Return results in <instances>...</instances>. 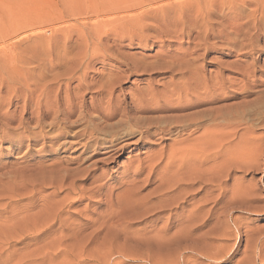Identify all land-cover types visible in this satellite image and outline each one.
<instances>
[{
  "label": "rangeland",
  "instance_id": "374dc122",
  "mask_svg": "<svg viewBox=\"0 0 264 264\" xmlns=\"http://www.w3.org/2000/svg\"><path fill=\"white\" fill-rule=\"evenodd\" d=\"M136 15H139L140 19L152 29L132 28ZM163 16L165 17L164 20H162ZM177 17H179V20ZM35 30H40L41 32L34 33ZM255 33L261 35L263 40L252 39ZM263 34L264 5L257 6L254 0H185L184 3H179L176 0H0V69L10 59L18 62L14 70H20L26 75L52 72L51 74H59L64 77L63 79H67L74 69L72 61L85 52L87 46L101 39L102 43L96 50L98 60L94 67L92 66L88 71L90 76H93V80L98 81L103 78L114 79L116 78L115 72L126 70L118 62L120 58L134 57V59H141L140 57L142 56L149 60L146 61L143 58L144 64H149L152 57L160 54V51L172 41L171 38L173 37L178 38V41L168 49L171 53L176 52L180 46L183 49L188 48L189 52L195 51L197 55L203 54L205 49L207 55L191 62L190 69L195 71L197 68L199 77L209 78V86L211 85L213 92L219 88L215 91L210 107L223 108L219 115L226 119V123L224 120L216 118L213 124L218 125L223 122L225 124L224 129L228 132L227 137L224 138L225 145L222 149L227 169L225 174L227 179L225 180L228 181L225 188L228 193L226 200L214 209L217 211L222 204L226 206L227 201L230 200L231 192L229 190L231 191L236 187L243 188L245 191L254 194L257 201L251 205L253 207H261L264 205ZM247 35L249 36L247 37ZM140 39L147 40V46L144 45L145 42L142 45L139 44ZM249 42H252L250 44L255 47L246 57H242L239 52L231 49L242 47ZM247 67L254 71L253 77H249V79L241 74L242 70H248ZM137 75L133 74L127 81H119L114 87L115 95H120V90H122L121 92L123 93H121L120 99L124 98V94L125 98L127 97L129 100V96L136 92L137 88H145L147 76ZM163 77L167 78V76ZM161 78L157 77L156 81H154L156 86L161 85L159 90L167 81V79ZM254 81L257 82L254 83ZM222 82L224 83L222 84ZM74 85L75 82H72L71 86ZM90 96V92L88 95L85 94L87 102H89ZM238 104L240 105L238 106ZM203 108L206 107H199L194 110L198 111ZM223 112L225 113L223 114ZM216 125L213 126L215 132L220 128V126L218 128L215 127ZM225 130L222 131L226 133ZM18 134L20 135V133ZM10 137L13 138L12 136ZM171 140L169 139L162 143L156 141L152 143L153 145L146 143L144 147L132 145L129 148L132 151H125L117 159L118 165L136 160L141 156L143 157L144 152L159 149L164 144L168 145ZM72 141L70 137L65 139V141H60V144L65 142L66 146L59 149L57 147L59 143L51 144L39 139H24L22 143H19L21 144L20 147L17 148L15 141L8 143L0 139V175L5 173L9 177L11 174L12 176L9 178H14L7 180L5 183L9 188H19V193L22 194L10 201H8L6 196H0V244L3 245V247L0 245V254L2 255L0 264H188L191 261L189 264H238V262L243 264L242 261L251 262L248 264H262L261 262L264 264V261L261 260L264 257V253L261 254L263 257L260 260L250 258L252 254L249 252L250 249L248 247V251H246L248 255L244 256L245 254H243L247 250L244 247L246 248L245 245L248 240L246 239L245 231L249 229L260 232L261 230L264 233V210L258 214L244 210H230L228 212L229 216L225 213L226 217L223 221L227 225L225 226L228 229L230 228L229 232H226L231 233L232 236L224 238V240L218 239L223 242L212 243V245L218 243L214 247L210 245L208 240L204 239L198 244L195 241V237L192 243L182 240L179 244L172 242L171 246L156 249L149 240L145 241L146 243L142 241L138 243L137 240H132L131 236L139 235L141 237V235L146 233L141 231L145 223L139 222V220L135 221L124 216L119 223L120 227H115L114 225L111 227V225L107 224L109 226L107 228L106 225H103L102 223L107 215L104 212L107 211V207L102 206L96 210L94 202L99 197H95L90 199V203L84 200L71 206L69 210L65 209L60 217L65 225L63 231L58 230L59 225L56 224L44 235L36 236L34 240H25L24 244L20 243L28 235L26 230L30 226L27 223L20 222L21 216L12 221L10 216L2 215L3 212L1 211L4 210L5 206L8 205L9 207L8 202L23 200L22 203H26L27 201L24 199H27L29 194L36 191L39 193L40 182H42L45 184V191L35 198V206L30 209L31 211L28 212V215L33 216V220L36 223L39 221L43 222V218L47 217V212L49 211L45 209L46 207L41 208V203L46 202L47 204L54 206L57 204L58 206L60 204L58 201L63 195L55 198H43L47 195L49 196L53 191V186L46 182L49 180L50 173L35 169L38 165H41V168H45V165L46 167L49 166L52 159H59L63 162L68 161L69 167L72 169L76 168L77 164L83 167L88 165V163L83 165H81L82 162L77 163L76 159L83 149L80 146L73 145ZM217 150H219V146L214 143L213 151L216 153ZM101 151L98 150L97 152L100 153ZM91 152L93 151L89 150L86 153L91 154ZM104 157V155L95 154L91 161ZM26 167L29 173L25 171ZM99 167L101 169L96 172V175L101 173L102 170L104 175L103 182L105 183V188L102 192L115 188V180L121 176L122 167L119 166L120 168L118 169L111 164L99 165ZM33 171L35 172L33 173ZM14 174L17 175L14 176ZM29 175L41 177L38 179L40 184L35 181L34 176L35 182L33 185L30 184L26 180ZM141 178H143V175ZM149 190H143L141 195H145ZM30 191L33 192L30 193ZM97 214L100 215V219L95 222L94 226L89 225L82 231L79 229L80 221L76 220V218L82 220V222H89L97 219ZM160 215L162 220L158 221L159 223L157 222L154 226L159 229L164 227V222L167 220V213ZM223 216H221L222 219H224ZM37 217H39V221ZM235 219H237L236 221L240 226H243L240 231L233 226L232 221H235ZM163 220L164 222H162ZM70 221L72 222L70 223ZM35 222L33 221L32 223ZM24 224L27 225L24 226ZM212 225L213 223L204 227L200 233L208 231L209 229L207 228ZM15 227L18 228L16 229ZM113 227L115 228L113 229ZM72 228H74L73 231H71ZM112 229L113 233L111 235H114V237L110 238L112 237L109 236ZM97 230L98 232H96ZM99 230L101 231L99 232ZM150 230L151 228L147 229V231ZM121 231L122 233L125 231L127 234L123 233L121 235ZM173 231L175 230L172 229L170 232L173 233ZM170 232L169 234H171ZM238 233L242 235L241 242L238 241ZM36 234L34 233V235ZM106 234L109 237H105L104 235ZM132 234L135 235L133 236ZM123 235L125 238H123ZM103 239L106 240V245ZM119 240H122V242ZM100 241L103 242L102 245H99ZM228 243L231 246H227ZM192 244H197L198 247H201L199 249L205 255H200L198 249L195 248H193L195 249L193 250L194 252L183 248V246L190 247ZM219 244L222 246L220 251L217 248L220 246ZM178 246L180 248H177ZM225 249L227 250V255L225 254ZM236 249L238 250L237 253L229 258ZM208 253H210V256ZM184 254H187L186 258L183 257ZM214 254H218V256L216 257ZM185 259L189 260L185 262ZM241 259L242 261H240ZM176 260L178 261L177 263H175ZM169 261L173 262L170 263Z\"/></svg>",
  "mask_w": 264,
  "mask_h": 264
},
{
  "label": "bare ground",
  "instance_id": "6f19581e",
  "mask_svg": "<svg viewBox=\"0 0 264 264\" xmlns=\"http://www.w3.org/2000/svg\"><path fill=\"white\" fill-rule=\"evenodd\" d=\"M176 1L179 3L185 2V0ZM254 1L257 6L264 5V0ZM164 18V16L163 19L161 17L162 20H164ZM177 19L179 20V17H177ZM133 22L134 26L132 28L134 29H152L140 19L139 15L135 16ZM35 32L41 31L35 30L34 33ZM248 36L249 35H247V37ZM171 39L172 41H170L168 45L165 44L166 47L160 51V54H156L153 57L151 56L152 62L150 61L149 64H144V59H146V61L149 60L142 56L140 57L141 59H134V57H132L133 59L120 58L118 62L121 63L126 70L115 72L116 74L114 75H116V78L114 79L103 78L94 81L93 76H90L88 72L92 66L94 67V64H96L98 60L96 50L102 43L101 39L87 46L86 51L78 55L75 60L72 61L74 69L67 79H63L64 77L59 74H51L52 72H40L37 75H26V73L20 70H14L18 62L10 59H8L7 63L0 69V139L8 143L15 141L14 143H17L16 146L18 148L21 145L19 143H22L24 139H39L51 144H57L70 137L73 140L71 142L73 145L80 146L83 149L76 159L77 163L82 162L81 165L88 163L85 167L77 164V167L72 169L69 167L68 161L63 162L59 159H52L49 166L46 167L45 165V168H41V165H38L36 169L34 168L37 171L50 173L48 177L50 182H48L49 180L46 182L53 186V191L49 196L47 195L48 197L46 196L43 198L63 196L58 201V203H60L58 206L57 204L54 206L46 202L41 203V208L46 207L45 209H48L49 212H47V217H45V219L43 218V222L39 221V217H37L39 224L33 220V216L28 215V212L35 206V198L45 191V184L40 182L39 193L36 191L29 194L28 198L24 199L27 201L24 204L22 203L23 200L8 202L9 207L8 205L5 206L4 210L1 211L3 212L2 215L10 216L12 221L21 216L20 222L27 223L28 226H30V228L26 230L28 235L25 236L20 243H23L25 240H34L36 236L44 235L56 224L59 225L58 230L63 231L65 225L60 217L65 209L69 210L71 206L79 204L84 200L90 203V199L95 197H99L98 200L94 199L96 201L94 202L96 210L98 208L100 209L102 206L107 207V211L104 212L107 215L104 218L105 221H103V225H106L107 228L109 227L107 224L111 225V227L113 225L118 227L124 216L135 221L139 220V222L145 223L141 231H145L146 233L141 235V237L132 234L134 236L132 237L130 235L132 240H137L138 243L139 241L146 243L147 240H149L156 249L167 247L172 244V242L179 244L182 240L192 243L195 237V241L198 244L202 239L208 240L210 245L218 241L223 242L222 240H224V238L232 236L231 233L229 234L226 232H229L230 228L228 229L226 223L223 221L226 217L225 213L228 215L230 210H244L246 212L252 211L258 214L264 210V205L261 206L262 208L253 207L251 205L255 204L257 201L254 194L245 191L243 188L236 187L231 191L229 190L231 193L230 200L227 201L228 206H223L222 204L223 207L220 206V208L215 211L214 208L226 200L228 193V190L226 191L225 188L228 182L225 180L227 179V175H225L227 169L225 167L224 154L222 153V149L225 145L224 138L227 137L228 132L224 129L225 124H223V122L220 121L221 123L218 125L213 124L216 118L224 120L225 123L226 119H223V116L219 115L223 108L218 109L210 107L215 91L219 88L215 89L213 92V88L211 85L209 86V78L199 77L197 68L195 71L194 69H190L191 62L205 57L207 51L204 49L203 54L197 55L195 51L189 52L188 48L183 49L182 46H180L176 52L171 53L168 49L178 41V38L173 37ZM252 39L260 41L263 40V37L255 33ZM143 42H145L144 45L147 46V40L144 41V39H140L138 43L142 45ZM250 43L252 42L242 47L239 46L231 49L239 52L242 57H246L255 47ZM245 71L246 70L241 71L243 77H247L248 79L249 77H253L254 71H252L250 67L244 75ZM133 74L147 76V79H145L147 83L145 88H137L136 92L129 96V100L127 97L125 98L124 94V98L120 99L121 93L123 92L120 90V95H115V85H117L119 81H127ZM163 76H167V78ZM157 77L167 79L168 82L166 81V84L164 82L167 87L162 83L165 87L163 86L161 90H159L161 85L156 86V83L154 84ZM72 82H75L74 86H71ZM256 82L257 81H254V83ZM223 83L224 82H222V84ZM3 91L5 92L3 93ZM89 92L91 96L89 102H87L85 100V94L88 95ZM239 105L240 104H238V106ZM199 107L206 108L198 111L194 110ZM224 113L225 112H223V114ZM214 125H216L215 127L217 128L220 126L219 130L216 132L213 127ZM222 130H225L226 133ZM18 133H20V135ZM169 139L172 140L168 145L164 144L159 149L150 152H142L144 154L143 157L141 156L136 160L118 165L117 159H119L125 151H132V149H129L130 146L139 145L140 147H144L146 143L152 144L156 141L162 143ZM214 143H217L219 146V150H217L216 153L213 151ZM65 144V142H61L57 147L62 149L66 146ZM89 150L93 152H91V154L86 153ZM98 150H102L100 152L101 154L97 152ZM85 154H87V156H85ZM95 154L104 155L105 157L91 161ZM107 164L114 165L118 169L122 167L123 172L121 176L115 180V188H110L108 191L102 192L105 188V183L103 182L104 175L102 174V170L101 173L97 175L96 172L101 169L99 165L103 166ZM29 168L32 169L31 167ZM25 171H27V167ZM34 172L35 171H33V173ZM4 174L0 175V188H2L0 189V196H6L8 201H10L22 194L19 193V188H9L7 186L5 182L14 177L9 178L12 176L11 174L10 176L8 175L9 177ZM15 175L17 174H14V176ZM142 175L143 178H141ZM33 176L34 175L27 176L26 180L32 185L35 181L39 183L38 179L41 177L38 178V175H36V177L34 176V181ZM146 189L150 190L147 191L145 195H141V192ZM31 192L33 191H30V193ZM43 201L45 200L43 199ZM162 213H167V220H165V222L164 220L162 221L164 222V227L159 229L154 226L158 221L162 220L160 215ZM221 216H223L224 219H222ZM99 219V214H97V219L93 221L89 218V222H82V220L76 218V220L80 221L79 229L81 231L86 229L89 225L94 226L95 222H98ZM236 220L237 219L232 221L234 224L233 226L240 231V228L243 226H240ZM33 221L35 223H32ZM71 222L72 221H70V223ZM211 223H213V225L207 228L209 229L208 231L200 233L204 227ZM26 225L24 224V226ZM115 227H113V229ZM74 228H72L71 231H73ZM148 228H151V230L147 231ZM66 229L68 230V228ZM113 229L109 235L112 236L110 238L114 237V235H111ZM172 229L175 230L173 233L170 232ZM100 231L101 230H99V232ZM122 231L121 235L125 233V231L123 233ZM256 231L249 229L245 231L248 237H246V239L248 240L247 242L245 240L246 248L244 247V249H247V247L250 249L249 252L252 254L250 258L260 260L263 257L261 254L264 253V233L261 230L260 232ZM96 232H98V230ZM169 232L171 234H169ZM34 233L37 234L34 235ZM126 234L127 233H125V235ZM86 236L88 235L86 234ZM104 236L109 237L107 234ZM123 238H125L124 235ZM131 238L129 239L131 240ZM231 239L233 240L232 237ZM241 240L242 235L240 234L238 241L241 242ZM103 241L106 245V240L103 239ZM119 241L122 242V240ZM100 242L99 245H102L103 242H101V244ZM215 244L212 246L214 247ZM219 245V247H216L219 248L218 250L220 251L222 246L221 244ZM228 245L229 243L227 246ZM177 248L180 247L178 246ZM183 248L191 252L198 249L200 255H205V253H201L199 249L201 247H198L197 244H192L190 247L183 246ZM237 249L231 253L229 258L237 253ZM248 249L244 251V256L248 253H246ZM226 251L225 249V254ZM209 254L210 253H208V255ZM214 256L217 257L218 254H214ZM0 257L2 258L1 254ZM183 257L186 258L187 254H184ZM147 259L149 260V258ZM188 260L189 259H185V262ZM261 260L264 261V257ZM30 261L32 260L30 259ZM240 261H242V259ZM177 262L176 260L175 263ZM242 262L243 264L251 263ZM239 263L240 262H238V264ZM261 263L263 264V262Z\"/></svg>",
  "mask_w": 264,
  "mask_h": 264
}]
</instances>
